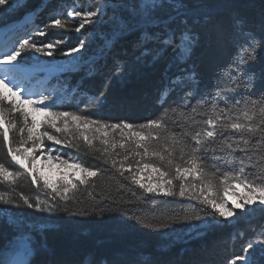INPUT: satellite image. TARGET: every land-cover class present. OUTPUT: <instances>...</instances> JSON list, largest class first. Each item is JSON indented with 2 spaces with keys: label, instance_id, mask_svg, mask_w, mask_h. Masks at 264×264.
Here are the masks:
<instances>
[{
  "label": "snow or ice",
  "instance_id": "6c2138e0",
  "mask_svg": "<svg viewBox=\"0 0 264 264\" xmlns=\"http://www.w3.org/2000/svg\"><path fill=\"white\" fill-rule=\"evenodd\" d=\"M41 2L43 5L44 0ZM26 6L27 0H0V21ZM69 18L76 25V33L91 27L78 46L61 50L70 58L68 66L59 69L69 74L66 86L82 91L85 77L110 73L103 89L92 98L91 107L99 112L109 103L108 86L112 79L123 82L136 74L158 85L156 103L162 111L157 117L137 124L126 119H103L99 115L57 110L59 97L47 92L34 93L29 87L32 77L37 72L51 71L46 67L51 61L33 56L32 66L26 67L23 60L17 63L18 57L28 52L51 57L58 45L67 42L66 35L43 41L25 38L18 47L4 51L0 55V101L8 99L5 93L14 98L9 101L11 110L20 112L23 122L17 129L21 141L12 146L7 132L17 125L4 121L0 110V121L8 124L0 135L9 145L7 156L18 165L10 167L0 162V185L7 188L0 191V206H6L0 207V224H6L14 232L0 247V264H41L36 258L47 251L44 233L48 225L43 222V214L67 211L71 199L68 193L77 188L71 179L54 185L39 174L35 166L36 150L40 149L43 155L47 147V159L85 173L80 183L86 184L88 177L97 176L99 170H92L78 157L62 153L65 148L80 151L78 141H83L89 150L108 153L107 147L94 149L92 141L96 137L89 133H100V144L110 147H116L115 134L119 133V147L125 149L130 145L127 150L139 157L135 165L139 173L156 175L155 182L146 185L136 178L131 163L125 169L132 173L131 181L145 193L195 201L212 210H196L193 215L172 217L157 225L144 222L135 213L129 219L154 231L171 229L162 233L164 236L182 231L173 228V224L188 223L187 234L192 237L194 233L201 239L211 232L245 223L254 234L245 240L242 254L232 257L229 264H264V225L253 224L257 217H264V0H103L87 8L73 4L66 13L52 17L32 31L36 37H44L49 35L46 30L64 29ZM6 27L11 29L13 25L9 23ZM94 39L102 43L90 52L85 45ZM85 66V77L72 84L70 74ZM112 102L119 103L115 97ZM37 116L45 119L38 120ZM176 126H180L179 131ZM73 128L75 133L70 137L67 134ZM110 134L112 141L103 138ZM45 140L50 144L46 146ZM126 160L128 155L119 161L117 168V160L112 159L111 166L120 171ZM120 175L124 172L120 171ZM22 181L38 190L50 189L48 196L52 201L59 197L62 209L54 202L39 197L33 201L29 195L18 192ZM237 187H242L241 195H237ZM229 193L233 197L231 205L225 199ZM25 206L33 211H23ZM244 235L243 231H237L232 239ZM55 264L205 262L195 256L174 260L132 247L100 246L77 259Z\"/></svg>",
  "mask_w": 264,
  "mask_h": 264
},
{
  "label": "trees",
  "instance_id": "16d2710c",
  "mask_svg": "<svg viewBox=\"0 0 264 264\" xmlns=\"http://www.w3.org/2000/svg\"><path fill=\"white\" fill-rule=\"evenodd\" d=\"M103 3V0H27V6L19 10L15 15L0 21V31L9 30L6 25L11 23L13 26L19 25L24 19L26 13L35 17V23L43 26L50 19L60 13H66L73 4L78 8L94 7ZM36 10L33 12L32 10ZM75 24L69 18L64 29L46 30L49 35L44 40L50 39L52 36L62 38V34L69 37L66 43L58 45L53 50V57L50 60H63L67 63L66 55L62 54V49H69L79 45L80 39L87 33L88 28L76 33ZM38 38V37H36ZM102 43L98 39L92 40L91 44L85 45L90 52H94L98 45ZM33 52H28L31 55ZM53 58V59H52ZM199 59V54H197ZM110 66V62H109ZM47 68L50 66L46 65ZM147 71H150L148 69ZM47 71L40 72L41 76ZM86 66L79 71L70 74L71 83L75 84L82 77H85ZM68 73L60 75H51L50 82L55 83L61 90L68 93L67 102H65L61 110H71L77 114L85 116H101L103 119L119 118L135 122L137 124L145 122L148 119L157 117L162 111L161 106L156 103L157 87L154 80L140 78L136 74L131 75L126 81L118 82L112 79L108 86L109 103L99 112L91 107L92 98L98 95L103 89L105 80L111 74L106 72L104 76L85 77L82 81V91H76L66 86L65 80ZM87 93V95L85 94ZM231 95V93H228ZM115 97L119 103H113L112 98ZM88 104V108L83 105ZM171 114H169V118ZM200 117H198L199 119ZM170 127L172 126L169 119ZM177 131L180 126H176ZM83 130V129H82ZM4 129L0 128V134L4 133ZM75 133V129L68 133L70 137ZM58 136L65 134L57 133ZM96 138L92 143L94 149L108 148V153L102 151L89 150L83 141L80 151L75 149H63L66 154L78 157L92 170H99L95 177H88L86 184H81L80 180L71 179L77 185V188L68 193V210H58L52 215L43 214L44 220L48 226L45 229V237L47 241L46 255L37 257L36 259L44 264H55L56 261H72L77 259L81 254L89 249L100 246L105 248H125L132 247L138 250L160 254L162 257H171L172 259H186L195 256L205 262V264H229L232 257L242 254L245 240L253 236L252 229L245 223L237 225L235 228H223L209 233L204 238L190 237L187 230L190 227L188 223L173 224V228L181 229L179 233L164 236L162 233L171 232V229H153L145 228L142 224L137 223L130 216H140L144 222H151L153 225L168 222L172 217H182L185 215H193L196 210L203 209L211 212L210 208L188 201L179 197H165L162 194L155 196L147 194L139 185L131 181L132 173L126 171L129 163L133 165V172L139 179V171L136 169V162L139 157L132 155L127 149L131 146L126 145L125 149L119 147L121 138L119 133L115 134L116 147L100 144V133H89ZM109 141L113 140V135L103 137ZM8 139V137H7ZM9 141V139H8ZM10 142V141H9ZM12 144V143H11ZM8 143H5L3 135H0V162L8 164L10 167L15 165L11 161V157L7 156ZM60 147V146H58ZM142 151V150H141ZM128 155V160L124 161V168L120 171L124 175H120L119 161ZM108 159L109 163H104ZM117 160V168L111 166V160ZM86 174L83 173V177ZM60 183L56 184L59 185ZM7 190L6 185H0V191ZM18 192L29 195L33 201L39 197L47 200L49 203H55L62 209V202L59 197L52 201L48 196L51 190L37 189L34 185H30L28 181H22L17 189ZM55 196V193L51 194ZM221 195H224L221 192ZM194 205L193 208L182 207V205ZM6 207V206H0ZM14 211H19L15 210ZM23 211L31 213L33 210L24 207ZM204 211L200 214L203 215ZM76 213V214H73ZM83 213V214H80ZM40 216L41 214L35 213ZM31 222V221H30ZM227 223V222H225ZM256 227L264 225V217H257L253 222ZM237 231H243L244 237L237 238L233 241L232 236ZM14 235L13 229L6 224H0V247L6 240H10ZM164 245L171 247L164 248Z\"/></svg>",
  "mask_w": 264,
  "mask_h": 264
},
{
  "label": "rangeland",
  "instance_id": "374dc122",
  "mask_svg": "<svg viewBox=\"0 0 264 264\" xmlns=\"http://www.w3.org/2000/svg\"><path fill=\"white\" fill-rule=\"evenodd\" d=\"M37 26L38 25H35L34 18L31 15H29V16H26L23 22L20 24V27H21L20 31L22 33L20 32L19 35L16 33L7 34L6 32L5 33L1 32L0 37H2V40L0 43V55H2L4 51L6 50H9L14 47H18L19 43H21L23 39L25 38L30 39V40H36V41H43L45 36L36 38V36L34 35L32 31V29H34ZM6 35L7 37L5 38ZM74 55H78V54H74ZM33 56H35L38 60H41V61H46V62L51 61L50 64H47L48 66H50L49 69H51V71H47L42 76L40 72H37L36 75L32 77L29 83V87L32 89L34 93L47 92V93H50L54 98L59 97V99L57 100V104L60 106V108L57 110H61L62 105L65 102H67L68 93L65 92V90H61L59 86H57L55 83L51 84L50 77L51 75H57V76L60 75L62 72H60L59 69L61 67L68 66L70 58L66 55L67 63H64L63 60L48 59L53 56L51 57L41 56L34 52L31 53V55H29L28 53H22L21 57H18L17 63L23 60L26 67H31ZM5 96L8 97V99L4 101H0V110H3L4 121H10L17 125L16 128H11L8 130L7 137L9 141L12 143V146H18L21 141V136L17 129L19 126L22 125L23 118L20 112H14L11 110L12 104L9 101L14 100V98L10 97L8 93H5ZM27 111H30V109H27ZM37 119L43 121L45 117L37 116ZM4 121H0V128H3L5 130L6 128H8V124ZM49 131H54V130L49 129ZM25 136H26V133H25ZM48 144H50V142L45 140V145L47 146ZM29 146H30V143H29ZM55 147H58V146H55ZM43 151H44V154L41 155V150L40 149L36 150L35 155L37 158V163L35 166L38 169V173L43 175V177L47 179L50 184L56 185L60 183L62 180H67V179H76V180L82 179L83 177L82 172H79L78 170L72 167L62 165L56 160L47 159V147H45ZM64 154L66 153L63 150L62 155ZM149 177H151V179ZM139 179L141 180L142 183H145L147 185L149 183L155 182L156 175L149 173V172H145L143 174L139 173ZM236 192H237V195H241L243 192L242 187H237ZM225 199H227L229 201V205H231V202L233 199V197L231 196V193L226 195ZM192 236L195 237V234L193 233Z\"/></svg>",
  "mask_w": 264,
  "mask_h": 264
},
{
  "label": "bare ground",
  "instance_id": "6f19581e",
  "mask_svg": "<svg viewBox=\"0 0 264 264\" xmlns=\"http://www.w3.org/2000/svg\"><path fill=\"white\" fill-rule=\"evenodd\" d=\"M0 34H1V32H0ZM1 40H2V37H0V42H1Z\"/></svg>",
  "mask_w": 264,
  "mask_h": 264
}]
</instances>
